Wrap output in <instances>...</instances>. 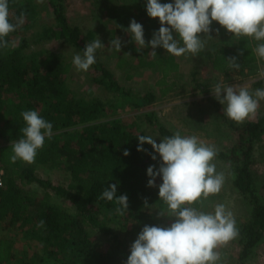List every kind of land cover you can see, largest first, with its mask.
I'll use <instances>...</instances> for the list:
<instances>
[{
  "label": "trees",
  "instance_id": "1",
  "mask_svg": "<svg viewBox=\"0 0 264 264\" xmlns=\"http://www.w3.org/2000/svg\"><path fill=\"white\" fill-rule=\"evenodd\" d=\"M49 3L54 24L33 32L37 15L35 0H9L12 17L24 12L25 22L6 38L10 44L16 42L15 46L0 49V146L21 138L20 129L25 126L22 111H38L52 123L53 132L83 128L73 137L46 146L36 157V163L41 165L63 158L70 173L67 185H55L43 179L33 164L24 168H3L5 185L0 188V222L24 231L40 245L41 252L35 253L29 262L21 260V264H126L130 246L120 233L129 229L128 225L131 224V231L137 237L145 225L166 226L164 218L156 215L162 202L158 195L162 179L157 177L156 187H148L147 168L155 165V161L149 155H153L149 144L142 146L146 152L137 151V137L144 134L137 131L136 125L126 124L120 118L105 121L108 111L118 108L117 102L101 99L92 91L88 97H74L68 90L72 63L62 61L53 53L43 58L41 53H32L44 43L59 42L82 54L85 45L96 38L94 33H84L79 26L70 23L65 0ZM234 39L235 49L220 45L210 52L212 67L220 74L227 75L234 70L226 61L230 57L237 58L241 70L251 71L257 65L253 49L258 42L248 37ZM168 57L140 62L147 68L162 71L159 83L165 85L162 96L173 87L168 86L169 76L179 70L173 57L169 59V67L166 66L162 58ZM91 67L93 82L108 94L121 97L125 108L145 111L146 121L157 128L161 138L174 134L151 111L157 99L153 92L136 94L121 85L114 73L97 59ZM193 82L197 90L209 95L208 86L201 84L195 74ZM258 85H264V80ZM210 101L236 138L231 150L218 152L217 157L231 164L233 186L252 208L237 236L236 264H248L264 241V194L262 183L253 171L255 145L264 137V112L255 121L239 124L224 114L223 105L216 99ZM125 150L129 155L123 154ZM158 168L155 165V169ZM25 184L41 188L42 200L29 196L23 188ZM110 184H117V196L126 194L128 197L129 209L124 216L115 214L118 207L115 201L99 198ZM54 198L70 202L74 212L56 204ZM41 220L45 224L38 228ZM93 231L112 238L107 252L96 246Z\"/></svg>",
  "mask_w": 264,
  "mask_h": 264
},
{
  "label": "clouds",
  "instance_id": "2",
  "mask_svg": "<svg viewBox=\"0 0 264 264\" xmlns=\"http://www.w3.org/2000/svg\"><path fill=\"white\" fill-rule=\"evenodd\" d=\"M146 11L149 17L158 18L160 22L159 30L147 44L143 26L135 19L124 29L131 35L138 52L150 47L149 54L154 57L155 49L162 47L176 57L189 53L195 56L213 39L210 33L215 21L237 38L257 41L253 51L264 59V0H173L168 3L147 0ZM24 22V12L12 17L9 0H0V49L15 46L16 42L10 44L6 38ZM215 31L218 36L219 29ZM104 47L99 37L93 39L85 45L82 54L73 56V65L78 71L87 72L96 63L97 50ZM121 47L119 37L111 39L109 48L120 52ZM226 61L230 68H240L236 57ZM211 92L225 106L224 114L237 123L254 117L260 101H264V88L250 90L246 85L216 83ZM21 116L25 126L20 129L21 138L11 145L10 160L32 164L45 139L53 135V125L36 110L22 111ZM137 139V151L146 152L142 146L147 143L161 158L158 169L155 165L147 168V184L156 187V178L162 179L158 195L167 209L156 215L173 218V222L170 226L145 225L131 245L126 264H218L221 260L218 249L239 235L233 213L224 204H216L212 212L193 206L219 193L225 183L224 173L217 172L213 162L218 150L196 135H181L179 130L159 143L149 135H139ZM123 154L127 156L129 152L125 150ZM149 155L153 161L157 159L156 155ZM99 198L115 201L118 207L114 211L119 216L128 212V197L126 194L117 196V184L108 185ZM144 203L148 205L147 199ZM44 224L41 220L37 227Z\"/></svg>",
  "mask_w": 264,
  "mask_h": 264
},
{
  "label": "rangeland",
  "instance_id": "3",
  "mask_svg": "<svg viewBox=\"0 0 264 264\" xmlns=\"http://www.w3.org/2000/svg\"><path fill=\"white\" fill-rule=\"evenodd\" d=\"M49 2L50 0H35L37 15L33 32L54 24ZM146 3L147 0H65V12L71 24L79 26L84 33L92 32L96 38H100L105 47L97 50L96 59L104 63L114 73L121 85L130 88L136 94L142 95L150 91L157 96L155 103L151 105V111L156 114L162 124L173 133L179 130L181 135H196L205 143L214 145L218 152H229L235 142V134L216 112L210 101V99H215L211 91L216 83L246 85L250 90L264 88V85H258L264 80V76L261 75L264 73L263 59L258 56L257 65L251 71L248 69L232 70L227 75H221L213 69L210 61V46L215 40V37L211 35L213 39L208 40L204 50L197 55L193 56L189 53L179 56L180 68L168 78V86L172 84L173 87L166 96H162V89L165 88V85L159 84L163 77L162 71L147 68L140 62L169 56L162 58L165 60L166 66L169 67V59L173 57L177 61V58L167 53L162 47L155 49L157 55L154 57L149 54L152 51L150 47L138 52L137 45L131 35L124 30L129 27L130 21L135 19L143 26L146 44L152 39L153 33L159 30L160 24L158 18L154 19L148 16ZM115 37H119L122 41L120 52L109 48L111 39ZM32 53L37 55L41 53L42 58L53 53L59 56L62 61L72 63L73 56L80 52L74 47L59 42H47L34 48ZM194 74L201 84L208 86L209 95L196 89L193 82ZM93 77L94 70L91 66L87 72H84L78 71L72 63V70L68 77L70 94L77 98H84V96L88 97V93L92 91L101 99L117 102L118 108L113 111L109 110V117L105 121L120 118L126 124L134 123L139 133L152 136L157 143L160 142L162 138L157 128L146 121L145 111L125 108L121 97L108 94L93 82ZM263 112L264 101H260L256 115L239 124L255 121L257 116ZM82 128L83 126H80L53 132L50 139H45L44 146L38 150L37 156L46 146L60 142L66 137H73ZM17 140L0 146V160L4 169L13 166L24 168L31 165L20 160H17L16 163L11 162L10 157L13 154L11 145ZM149 146L151 147V145ZM151 151L153 155L157 156L155 165L160 166L159 154L155 153L152 147ZM254 155L253 171L262 183V193L264 194V137L255 145ZM213 162L216 164L217 172L224 173L225 183L219 193L210 195L202 204L193 206L205 212H212L216 204H224L233 213L236 226L239 229L240 225L250 217L252 208L233 186L234 174L231 164L217 156ZM32 164L36 166V173L40 177L55 185H67L70 182V173L61 157L50 161L47 165L36 163V159ZM23 188L36 201L42 200L44 191L37 185L25 184ZM53 201L74 212L70 202L59 198H54ZM166 209L167 206L162 201L160 211H166ZM163 218L166 226H170L173 222V218ZM127 227L129 229L120 235L121 238L127 240L131 248L137 236L131 231V224ZM92 236L101 251L109 250L113 241L110 236L102 235L97 231H93ZM218 251L221 253V260L218 264H236L239 253L237 237ZM38 252H41V247L36 240L30 239L24 231L11 228L6 223L0 222V264H21V260L29 262ZM248 264H264V241L257 249L255 257Z\"/></svg>",
  "mask_w": 264,
  "mask_h": 264
},
{
  "label": "crops",
  "instance_id": "4",
  "mask_svg": "<svg viewBox=\"0 0 264 264\" xmlns=\"http://www.w3.org/2000/svg\"><path fill=\"white\" fill-rule=\"evenodd\" d=\"M169 2H173V0H169ZM166 3V2H165ZM160 24V22H159ZM213 31L210 33V35H213L215 37V40H214V43L212 46H210V49L213 51L214 49H216L218 46L220 45H230V47L232 49H235L236 47V41L234 39V35L232 33H229L225 28H223L222 26H220L217 22L214 21V23L211 25ZM160 28V27H159ZM158 28V29H159ZM215 29H219V35L217 36V33L215 31ZM203 35V34H202ZM237 38V37H235ZM252 39V38H251ZM253 40V39H252ZM208 42V41H207ZM235 45V46H234ZM256 47L255 43H254V48ZM176 57V56H175ZM177 58V64L180 68V64L178 62V58L179 57H176ZM257 61H258V55H257ZM214 69V68H213ZM215 70V69H214ZM233 69H231L230 71H232ZM234 70H237V69H234ZM239 71L241 69H238ZM216 71V70H215ZM229 71V72H230ZM217 72V71H216ZM218 73V72H217ZM220 74V73H219ZM223 75V74H221Z\"/></svg>",
  "mask_w": 264,
  "mask_h": 264
},
{
  "label": "built area",
  "instance_id": "5",
  "mask_svg": "<svg viewBox=\"0 0 264 264\" xmlns=\"http://www.w3.org/2000/svg\"><path fill=\"white\" fill-rule=\"evenodd\" d=\"M263 70H264V59L262 60ZM5 185V170L2 167L0 162V188H3Z\"/></svg>",
  "mask_w": 264,
  "mask_h": 264
}]
</instances>
